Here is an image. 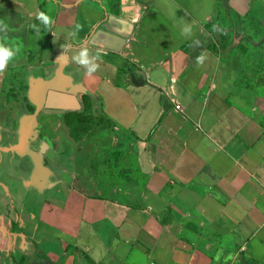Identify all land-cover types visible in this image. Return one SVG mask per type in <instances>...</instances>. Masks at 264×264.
<instances>
[{"label":"crops","instance_id":"obj_1","mask_svg":"<svg viewBox=\"0 0 264 264\" xmlns=\"http://www.w3.org/2000/svg\"><path fill=\"white\" fill-rule=\"evenodd\" d=\"M220 3L257 0H0L21 46L0 73V264H264V71L213 47ZM82 44L106 47L91 76ZM48 87L110 122L122 189L57 164L28 109Z\"/></svg>","mask_w":264,"mask_h":264},{"label":"rangeland","instance_id":"obj_2","mask_svg":"<svg viewBox=\"0 0 264 264\" xmlns=\"http://www.w3.org/2000/svg\"><path fill=\"white\" fill-rule=\"evenodd\" d=\"M263 4L264 0H257L249 15L241 18L220 3L211 23L213 47L229 65L243 73L248 69L257 73L264 71ZM79 104L77 107L70 103L61 113L41 108L37 113L40 123H35L39 127V136L56 144L54 157L57 164L70 170H85L94 185L100 181L109 191L122 189L124 184L120 180L125 171L117 173L121 161L110 149L111 124L97 108L91 106L84 110L82 98ZM35 108L28 106L32 113ZM77 112H80L79 116Z\"/></svg>","mask_w":264,"mask_h":264},{"label":"clouds","instance_id":"obj_3","mask_svg":"<svg viewBox=\"0 0 264 264\" xmlns=\"http://www.w3.org/2000/svg\"><path fill=\"white\" fill-rule=\"evenodd\" d=\"M37 18L42 22L45 27L52 24V19L50 16L46 15L44 12H39ZM82 25L77 23L74 25L73 30L69 33L72 38H77L78 33L81 31ZM215 30V28H214ZM184 32H191V26L184 29ZM0 73H3L8 64L20 53L21 46L17 45L15 42H8L7 37V25L0 21ZM183 34V33H182ZM71 45H67L66 48H70ZM106 54V47L104 45L97 46L95 52L86 45L82 44L79 50L72 55L71 60L79 65L85 70V73L89 76L97 72L100 67V62H102L103 56ZM59 58L67 59L66 51H62V55ZM205 56L201 54L197 57V64L203 63Z\"/></svg>","mask_w":264,"mask_h":264},{"label":"water","instance_id":"obj_4","mask_svg":"<svg viewBox=\"0 0 264 264\" xmlns=\"http://www.w3.org/2000/svg\"><path fill=\"white\" fill-rule=\"evenodd\" d=\"M100 27L107 31L110 30L114 34L118 35L119 38L117 40L120 43H124L126 38L130 34V32L128 33V31L127 33H121L110 29L107 23L101 24ZM70 103H73L77 107H79L80 105L78 99L72 93H67L60 89L48 87L45 91H43L41 99L36 107L35 113H37V111H39L41 108L61 113L65 108L70 106Z\"/></svg>","mask_w":264,"mask_h":264},{"label":"trees","instance_id":"obj_5","mask_svg":"<svg viewBox=\"0 0 264 264\" xmlns=\"http://www.w3.org/2000/svg\"><path fill=\"white\" fill-rule=\"evenodd\" d=\"M82 100H83V108H84V110H85V109H90L91 106H92V103H91L90 98H89L88 96H86V95H83V96H82ZM79 113H80V112H77L76 115L79 116ZM109 123H110V122H109Z\"/></svg>","mask_w":264,"mask_h":264}]
</instances>
